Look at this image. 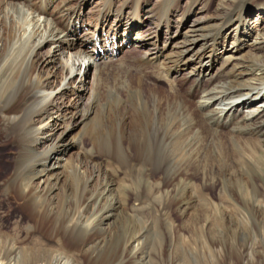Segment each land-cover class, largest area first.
Here are the masks:
<instances>
[{"label": "bare ground", "instance_id": "obj_1", "mask_svg": "<svg viewBox=\"0 0 264 264\" xmlns=\"http://www.w3.org/2000/svg\"><path fill=\"white\" fill-rule=\"evenodd\" d=\"M92 1L0 0V135L3 143L17 147L0 188L9 189L21 180L16 200L48 237H55L51 225L64 219V169L70 153L83 144L77 132L93 122L89 105L103 93L100 78L107 76V68L133 35L140 43L142 66L161 65L165 77L185 75L190 83L185 92L167 93L128 72L133 94L152 98L157 114L172 117L170 138L176 139L177 150L184 147L182 159H207L212 154L204 144L215 142L221 161L264 160V0H157L152 7L149 0H100L96 22L85 23L83 5ZM253 16L256 25L250 23ZM28 152L34 156L23 168ZM74 168L79 177L77 181L72 176L75 184L81 182L86 189L91 180L84 179L87 169L79 163ZM183 168L177 172L180 177L187 176ZM257 178H249L251 188H241L243 199L230 193L217 207L216 226L194 227L198 237L186 249L190 259L174 256L185 239L170 227L157 264H264V196ZM31 200L35 208L29 206ZM96 202L102 206L95 217H83L78 205L64 221L67 229L83 232V241L77 243L72 234L57 239L58 255L45 264H92L103 255L105 243L92 233H106L118 212L139 221L129 214L135 210L128 207V197L120 205L107 196ZM239 205L248 213H238ZM222 228L230 231L231 240ZM123 243L121 262L128 256L134 264H148L147 240L141 232ZM11 252V258L0 252V264H29L21 261L28 255L24 250L14 247Z\"/></svg>", "mask_w": 264, "mask_h": 264}, {"label": "rangeland", "instance_id": "obj_2", "mask_svg": "<svg viewBox=\"0 0 264 264\" xmlns=\"http://www.w3.org/2000/svg\"><path fill=\"white\" fill-rule=\"evenodd\" d=\"M98 1L100 0L83 5L82 19L85 23L96 22L99 9ZM156 1L149 0V7H152ZM214 7L213 3L212 12ZM252 18L250 23L256 25L258 20L255 21L254 16ZM133 32L136 33L137 29H134ZM112 38L111 36V40ZM139 46L140 43L137 42L136 35H133L114 57L115 62L107 68V76L100 78L99 86L103 92L101 98L97 99V103L92 102L93 106L89 105V111L93 109L95 118L88 127L77 132L81 134L83 144L79 149L70 153L69 161H67L69 165L64 169L63 177L67 179L68 183L63 192L65 195L62 196H68L64 198V205H61L63 206L61 211H64L61 215H64L63 221L54 222L53 228L51 225V231L55 237L44 235L39 229V224L33 221L28 211L18 204L16 196L21 190V180L9 189L0 188V252L2 255L14 257L15 255L11 251L17 247L24 250V254H28L27 258L22 257L21 261L26 262L27 260L29 264L54 262L58 255L59 239L72 234L77 243L80 244L83 241L82 231L66 228L67 224L64 221L68 217V213L76 211L78 205H82L80 209L83 210L82 216L93 218L102 206L98 205L96 201L102 196H107L110 199L113 198V201L118 205L123 203L125 197H128V207L135 210L134 213L129 214L133 215L132 217H138L139 221L129 220L127 213L121 210L122 212H118L117 219L106 233L98 231L92 233L93 236L99 237V241L105 239L102 248L103 255L92 264H134L133 258L127 256L122 262L120 258L123 257L122 245H124L125 237L128 236L130 239L137 232H141L147 240L148 264H157L161 256V247L167 245V230L170 227L180 231L185 239V242L178 245L174 256L190 259V254L189 252L187 254L186 249L190 248L197 240L198 231L194 227L205 223H208L209 227L213 224L216 226V222H219L217 207L226 203V199L232 194V196L243 199L241 188L245 186L251 188L248 181L252 175L258 177L256 182L264 196L263 159L255 163L253 161H221L215 142L204 144L205 149H210L212 154L207 159L188 162L185 161L186 159H182L181 151L184 147L181 145L177 150L174 145L176 139L171 140L172 133L170 136L172 117L157 114L152 98L133 94L129 88L131 77L128 72L131 71L132 75L134 73L133 77L136 76V79L144 81L148 86L167 93L174 89L185 92L190 83L185 80V75L165 77L161 65L142 66L138 59L142 55ZM243 52L246 51L238 54L239 57L244 55ZM135 69L139 71L136 72ZM215 72L216 69L212 74ZM3 141L4 138L0 135V183L11 172L13 153L17 148L15 144H5ZM28 153L27 155L25 153L26 157L22 160L23 168L34 156L32 153ZM77 154H80L79 158ZM77 163L87 169V176L84 179L88 181L91 179L88 182V187L84 190L81 182L75 184L74 181V178L77 181L79 178L74 175V166ZM182 168L187 172V176L180 177L178 175L177 172ZM150 190H152L151 194ZM80 191L83 199H79L81 198ZM92 193L96 199L91 196ZM91 198L93 199L91 200ZM66 199H68L67 202ZM76 199L79 201L78 203H76ZM29 206L35 208L36 205L31 200ZM236 211L248 213L246 208L241 205ZM61 223L62 225H60ZM220 230L223 231L227 240L232 239L227 228ZM214 231L215 235H218L219 229L214 228L213 233ZM91 246H93L92 243ZM231 246L228 244L229 248ZM260 247L264 250V245ZM128 254L126 253V255ZM48 258L50 261H47ZM4 264L8 263L4 262Z\"/></svg>", "mask_w": 264, "mask_h": 264}]
</instances>
